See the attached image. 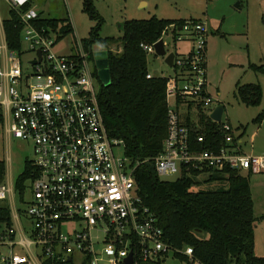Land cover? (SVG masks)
<instances>
[{
	"label": "built area",
	"instance_id": "obj_1",
	"mask_svg": "<svg viewBox=\"0 0 264 264\" xmlns=\"http://www.w3.org/2000/svg\"><path fill=\"white\" fill-rule=\"evenodd\" d=\"M30 2L10 0V5L20 10ZM38 18L34 8L21 12L22 41L32 56L25 66L22 53L8 49L6 41L0 46L1 125L9 138L33 144L38 169L27 183L30 198L26 195L24 204L18 200L19 206L15 186L0 184V201L10 199L13 222L0 237V264H83L87 258L89 264H125L131 252L135 264L136 256L154 261L164 253L173 254L157 217L139 194L135 170L140 163L125 155L123 140L111 137L107 129L96 61L82 40L76 41L77 51L72 46L69 55L52 53L59 33L37 28L32 21ZM208 33L206 22L186 24L176 40L187 37L193 49L175 53L173 74L163 76L167 78V137L162 153L153 159L162 178L180 176L183 169L191 168L264 174V156L244 151L240 131L230 122L223 125L227 146L217 152L191 148L184 118L196 117L195 111L200 110L210 117L219 105L208 91ZM155 44L142 47L151 52ZM198 142H205L203 135ZM176 252L191 264H202L193 258L192 247Z\"/></svg>",
	"mask_w": 264,
	"mask_h": 264
},
{
	"label": "trees",
	"instance_id": "obj_2",
	"mask_svg": "<svg viewBox=\"0 0 264 264\" xmlns=\"http://www.w3.org/2000/svg\"><path fill=\"white\" fill-rule=\"evenodd\" d=\"M83 5L90 19L97 23L89 37L82 39L84 49L90 52L92 60H95L94 45L103 44L108 52L111 80L107 86L102 84L98 68L95 69L100 84L99 103L107 129L111 137L123 140L125 155L134 163H140L135 170L139 194L143 204L150 208L163 228L164 241L175 251L171 255L191 264L187 256L176 250L192 247L193 258L202 264H264V257L255 251V228L259 220H264V214L260 218L254 215L250 187L252 175L244 176L230 168L223 171L191 168L190 171L183 169L175 180H163L154 167L153 159L162 153L167 137V78L147 77L149 52L142 44H155L172 27L174 40L177 41L180 30L186 24H196L202 20L162 19L156 16L127 20L121 26L122 36L116 39L100 35L103 18L94 0H84ZM30 7L31 2L20 10L11 7L9 18L2 23L8 49L19 54L23 33L21 12ZM32 23L39 29L57 31L59 40L74 32L70 18H47L39 13V18ZM112 44H117L120 50H112ZM73 46L77 51L76 41ZM252 69L264 74V66L253 65ZM235 97L248 107L258 106L262 102L263 91L259 83H246L237 86ZM184 119L190 128V144L194 152H217L227 146L223 122H214L202 110L197 120L192 114ZM263 120L264 112L253 122L262 123ZM2 122L0 109V124ZM245 134L246 127L240 131L238 138H243ZM200 135L204 136L205 142H198ZM37 173L33 160L26 159L24 169L15 182L21 204L25 202L27 183ZM5 175L6 164L0 160V182ZM203 175L207 179L201 183L199 179ZM216 182L221 183L217 188H201L203 184ZM12 225L10 208L0 205V237L4 229ZM169 255L164 253L154 261H144L136 256L135 264H163ZM87 261L88 258L83 264H89Z\"/></svg>",
	"mask_w": 264,
	"mask_h": 264
},
{
	"label": "rangeland",
	"instance_id": "obj_3",
	"mask_svg": "<svg viewBox=\"0 0 264 264\" xmlns=\"http://www.w3.org/2000/svg\"><path fill=\"white\" fill-rule=\"evenodd\" d=\"M103 23L100 29L102 37L120 38L122 23L132 19H202L208 23V76L210 90L225 105L222 116L223 123L230 122L241 131L246 127L243 137V150L256 156L264 155V120L262 123L253 120L264 112V74L252 69L253 65L264 66V0H94ZM84 0H32L31 7L47 18H70L74 32L59 40L51 52L69 55L75 41L88 38L91 29L97 24L84 11ZM10 0H0V18H9ZM173 29L164 35L166 48L177 52L180 44L188 47L192 40L184 38L175 41ZM5 36L0 23V46ZM184 42V43H183ZM28 44L22 41L21 60L25 66L32 58L28 52ZM112 50H120L117 44L110 46ZM94 51L106 50L102 44L94 45ZM177 49V50H176ZM179 51V50H178ZM148 70L154 76L173 74V69L165 63L163 57L149 52ZM259 83L263 91L262 102L258 106L248 107L238 101L235 91L238 85ZM219 93V95H217ZM183 110L181 114H183ZM197 120L198 113L195 111ZM0 124V160L6 164L5 179L0 182L15 186L17 177L24 169L26 159L36 158L32 143L16 138H7ZM203 175L200 180L207 179ZM253 176V175H252ZM251 176V177H252ZM179 174L163 177V180H175ZM205 177V178H204ZM204 178V179H203ZM202 183V182H201ZM221 183L203 184L201 188L214 189ZM223 185V184H222ZM27 197L30 195L27 191ZM259 199H261L259 197ZM16 193L15 202L19 206ZM0 205L11 208L10 199L1 200ZM259 211L260 208L257 207ZM257 211V212H258ZM80 256H76L77 262ZM106 264V261L101 262ZM163 264H187L169 255Z\"/></svg>",
	"mask_w": 264,
	"mask_h": 264
},
{
	"label": "crops",
	"instance_id": "obj_4",
	"mask_svg": "<svg viewBox=\"0 0 264 264\" xmlns=\"http://www.w3.org/2000/svg\"><path fill=\"white\" fill-rule=\"evenodd\" d=\"M10 8H11V6H10ZM3 21L4 20H2L0 18V23H3ZM207 25H208V23H207ZM2 29H3V25H2ZM3 33H4V31H3ZM4 36H5V34H4ZM176 47L179 50L178 51L176 49L177 52H181L180 54H188L193 49V45L190 43L186 49H185V46L183 44H180ZM207 62H208V42H207ZM207 78H208V82H209L208 91H209L210 95L215 100L219 101L218 97L215 94H213L210 90L211 84H210L209 76H208V66H207ZM217 95H219V93ZM219 104H223V103H221L219 101ZM7 138L10 139L8 136H7ZM261 156H264V155H261ZM250 187H251L252 197H253V201H254V215L256 218H260L264 214V174H253V176L250 177ZM259 197L261 199H259ZM257 207L260 208L259 211L257 210ZM255 251H256L257 255L264 257V220H259L257 225H256V228H255Z\"/></svg>",
	"mask_w": 264,
	"mask_h": 264
},
{
	"label": "water",
	"instance_id": "obj_5",
	"mask_svg": "<svg viewBox=\"0 0 264 264\" xmlns=\"http://www.w3.org/2000/svg\"><path fill=\"white\" fill-rule=\"evenodd\" d=\"M121 27V26H120ZM155 53L159 57H163L165 59V63L169 66H173V61L175 58L174 52L167 51L165 47L164 39L161 38L155 45H154ZM38 56L41 60V51H38ZM108 52L106 50H100L95 52V61L96 67L98 68V75L103 85L107 86L110 83V72L108 69ZM32 64H36V61H33ZM225 111V105L219 104L215 107L213 112L210 114V118L215 122H221L222 116ZM125 264H134V256L133 252L129 254V256L125 259Z\"/></svg>",
	"mask_w": 264,
	"mask_h": 264
}]
</instances>
